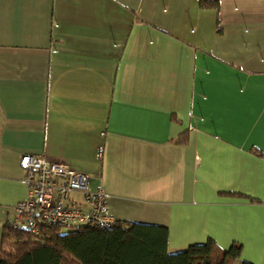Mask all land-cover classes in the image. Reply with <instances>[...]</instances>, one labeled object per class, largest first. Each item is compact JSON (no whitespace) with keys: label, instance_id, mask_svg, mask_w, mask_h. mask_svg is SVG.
Wrapping results in <instances>:
<instances>
[{"label":"crops","instance_id":"1","mask_svg":"<svg viewBox=\"0 0 264 264\" xmlns=\"http://www.w3.org/2000/svg\"><path fill=\"white\" fill-rule=\"evenodd\" d=\"M206 1L0 0V230L39 154L169 251L264 264V0Z\"/></svg>","mask_w":264,"mask_h":264},{"label":"trees","instance_id":"2","mask_svg":"<svg viewBox=\"0 0 264 264\" xmlns=\"http://www.w3.org/2000/svg\"><path fill=\"white\" fill-rule=\"evenodd\" d=\"M239 253L240 244L222 249L212 240L169 251L165 227L118 221L108 228L41 225L37 233L13 222L0 230V264H231Z\"/></svg>","mask_w":264,"mask_h":264},{"label":"built area","instance_id":"3","mask_svg":"<svg viewBox=\"0 0 264 264\" xmlns=\"http://www.w3.org/2000/svg\"><path fill=\"white\" fill-rule=\"evenodd\" d=\"M102 154L97 148L96 157ZM19 167L26 192L15 205V219L32 233L39 232L41 225L108 228L116 222L108 210L109 194L100 183L90 188L87 174L30 153L20 156Z\"/></svg>","mask_w":264,"mask_h":264}]
</instances>
